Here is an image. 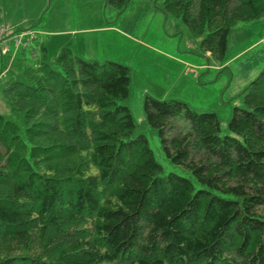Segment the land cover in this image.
Returning a JSON list of instances; mask_svg holds the SVG:
<instances>
[{
	"label": "trees",
	"instance_id": "obj_1",
	"mask_svg": "<svg viewBox=\"0 0 264 264\" xmlns=\"http://www.w3.org/2000/svg\"><path fill=\"white\" fill-rule=\"evenodd\" d=\"M156 5L216 59L239 22L264 19V0ZM9 60L0 264H264V66L222 128L215 111L150 95L140 124L123 63L67 47L50 59L45 43Z\"/></svg>",
	"mask_w": 264,
	"mask_h": 264
},
{
	"label": "rangeland",
	"instance_id": "obj_2",
	"mask_svg": "<svg viewBox=\"0 0 264 264\" xmlns=\"http://www.w3.org/2000/svg\"><path fill=\"white\" fill-rule=\"evenodd\" d=\"M0 26L37 31L30 48L45 43L50 59L67 47L86 60L130 66L129 106L140 124L150 95L215 111L224 128L233 106L240 104L238 95L264 66V19L239 22L225 55L216 59L202 50L201 38L166 16L156 0H131L121 13L106 0H0ZM5 81L0 79V113L9 117ZM150 144L157 160L166 164L158 138L150 137Z\"/></svg>",
	"mask_w": 264,
	"mask_h": 264
},
{
	"label": "built area",
	"instance_id": "obj_3",
	"mask_svg": "<svg viewBox=\"0 0 264 264\" xmlns=\"http://www.w3.org/2000/svg\"><path fill=\"white\" fill-rule=\"evenodd\" d=\"M38 33L35 30L25 29L17 30L13 27L2 26L0 27V62L5 56H10V64L15 59L16 55L25 49H31L32 42L37 40ZM13 42L15 48L12 49L10 43ZM9 65L2 68L0 79L7 73Z\"/></svg>",
	"mask_w": 264,
	"mask_h": 264
},
{
	"label": "crops",
	"instance_id": "obj_4",
	"mask_svg": "<svg viewBox=\"0 0 264 264\" xmlns=\"http://www.w3.org/2000/svg\"><path fill=\"white\" fill-rule=\"evenodd\" d=\"M0 27H1V26H0ZM33 48H34V47H33ZM33 48H31V49H33ZM29 50H30V49H29ZM3 63H4V62H0V71H1V67L3 66ZM5 66H6V65H5ZM0 73H1V72H0ZM3 77H7V74L4 75ZM3 77H2V78H3Z\"/></svg>",
	"mask_w": 264,
	"mask_h": 264
}]
</instances>
